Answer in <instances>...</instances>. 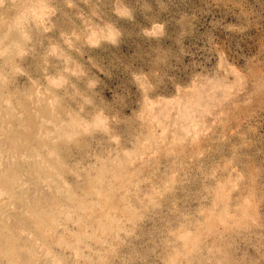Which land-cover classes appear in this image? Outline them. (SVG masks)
Returning a JSON list of instances; mask_svg holds the SVG:
<instances>
[{
	"label": "rangeland",
	"instance_id": "374dc122",
	"mask_svg": "<svg viewBox=\"0 0 264 264\" xmlns=\"http://www.w3.org/2000/svg\"><path fill=\"white\" fill-rule=\"evenodd\" d=\"M0 264H264V0H0Z\"/></svg>",
	"mask_w": 264,
	"mask_h": 264
}]
</instances>
